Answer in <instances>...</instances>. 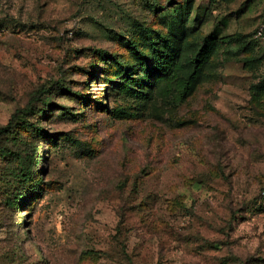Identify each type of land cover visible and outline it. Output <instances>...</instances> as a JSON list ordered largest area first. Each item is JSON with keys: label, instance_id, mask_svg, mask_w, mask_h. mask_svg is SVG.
<instances>
[{"label": "rangeland", "instance_id": "rangeland-1", "mask_svg": "<svg viewBox=\"0 0 264 264\" xmlns=\"http://www.w3.org/2000/svg\"><path fill=\"white\" fill-rule=\"evenodd\" d=\"M147 30L173 41L176 79L217 39L190 95L164 97L168 75L142 101L119 88L99 52L136 67ZM262 82L264 0H0V130L33 142L42 180L13 210L0 186V264H264Z\"/></svg>", "mask_w": 264, "mask_h": 264}, {"label": "trees", "instance_id": "trees-1", "mask_svg": "<svg viewBox=\"0 0 264 264\" xmlns=\"http://www.w3.org/2000/svg\"><path fill=\"white\" fill-rule=\"evenodd\" d=\"M146 30V29H145ZM152 30L144 32V38L147 43L138 40H131L128 42V48L131 51V56L137 63L134 65H125L120 59L114 58L111 53L107 51H100L99 57L102 60H111L118 67L121 74H124L126 82L119 86L124 90L127 97L132 98L133 101L145 100L149 95V88L153 86V79L156 81L162 80L168 75L166 89L164 90V97H168L172 88L180 92L184 96H188L202 79L204 71L211 62L214 53L217 50L218 42L213 36H206L203 39L201 48L193 53L187 62L189 72L178 79L174 78L178 75V71L182 67L176 63V55L178 51L170 38L162 34L153 36ZM228 38H224L222 42H228ZM160 44V45H159ZM149 59L155 60L156 64L150 66ZM96 63L94 62L88 76H95ZM143 74L135 77L139 71ZM108 83L113 84L114 79L107 80ZM175 84H173V82ZM72 95L71 90H68ZM254 96L264 98V82L254 88ZM106 92L104 95L106 96ZM79 96H82L78 94ZM86 98L83 102L85 105L88 102ZM97 110L110 113L119 118H127L130 116L129 112L122 107H115L112 110L109 108V103L103 104L101 100H96L93 105ZM26 111L21 115H15L20 122L24 120ZM12 124V122L10 123ZM24 125L31 126L25 122ZM14 126L8 125L0 130V159H5L9 162V166L5 171L0 172V186L6 187L7 199L6 204L10 210L17 207L18 203H24L26 199L31 198L37 191H41L42 180L36 178V149L30 139L20 138L18 133L13 130ZM31 139H49L54 140L48 132L41 126H33V130L29 131Z\"/></svg>", "mask_w": 264, "mask_h": 264}]
</instances>
